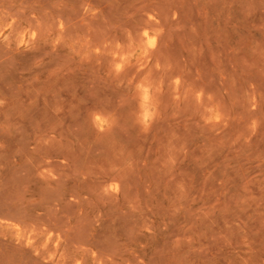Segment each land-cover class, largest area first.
<instances>
[{
  "label": "rangeland",
  "instance_id": "obj_1",
  "mask_svg": "<svg viewBox=\"0 0 264 264\" xmlns=\"http://www.w3.org/2000/svg\"><path fill=\"white\" fill-rule=\"evenodd\" d=\"M0 264H264V0H0Z\"/></svg>",
  "mask_w": 264,
  "mask_h": 264
}]
</instances>
